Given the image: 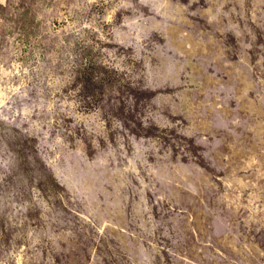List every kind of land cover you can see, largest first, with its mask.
<instances>
[{"label": "rangeland", "instance_id": "374dc122", "mask_svg": "<svg viewBox=\"0 0 264 264\" xmlns=\"http://www.w3.org/2000/svg\"><path fill=\"white\" fill-rule=\"evenodd\" d=\"M0 264H264V0H0Z\"/></svg>", "mask_w": 264, "mask_h": 264}, {"label": "water", "instance_id": "95a60500", "mask_svg": "<svg viewBox=\"0 0 264 264\" xmlns=\"http://www.w3.org/2000/svg\"><path fill=\"white\" fill-rule=\"evenodd\" d=\"M102 163H95L94 167L89 164L86 168V175H78L73 170V167H69L64 174L57 173L56 170L50 168L56 179L61 185H63L68 191L72 192L75 197H78L81 192H85V197L88 198V204L91 207H97L100 201H98V194L95 189V180L92 177L99 175L103 171L100 170ZM98 173V174H97Z\"/></svg>", "mask_w": 264, "mask_h": 264}]
</instances>
